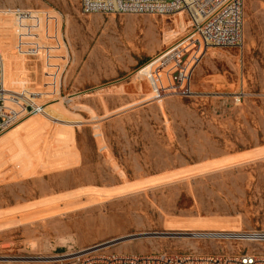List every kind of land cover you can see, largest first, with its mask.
<instances>
[{"label": "rangeland", "instance_id": "1", "mask_svg": "<svg viewBox=\"0 0 264 264\" xmlns=\"http://www.w3.org/2000/svg\"><path fill=\"white\" fill-rule=\"evenodd\" d=\"M12 8L53 15L42 57L14 53L1 14ZM243 14L240 46L205 51L191 97L150 101L137 69L188 32L181 13L83 15L79 0H0L6 85L46 104L0 132L3 255L264 253L182 235L264 230V0H243ZM120 83L142 90L112 95Z\"/></svg>", "mask_w": 264, "mask_h": 264}, {"label": "built area", "instance_id": "2", "mask_svg": "<svg viewBox=\"0 0 264 264\" xmlns=\"http://www.w3.org/2000/svg\"><path fill=\"white\" fill-rule=\"evenodd\" d=\"M79 11L89 14H131L171 17L185 16L189 30L174 44L139 67L150 91V101L165 97H191V77L208 48L240 46L243 36V0H79ZM1 14L10 20L13 51L21 57H42L47 44L41 35L42 24L52 14L41 10L12 8ZM67 62V61H66ZM66 62L64 67L66 66ZM5 62L0 52V132L25 116L43 113L39 93L23 87H8ZM194 238L218 244L255 243L264 248V230L197 231ZM92 246L54 261H25L3 255L0 264H264V253L242 247L237 251L186 255L167 253H112Z\"/></svg>", "mask_w": 264, "mask_h": 264}, {"label": "crops", "instance_id": "3", "mask_svg": "<svg viewBox=\"0 0 264 264\" xmlns=\"http://www.w3.org/2000/svg\"><path fill=\"white\" fill-rule=\"evenodd\" d=\"M192 76H193V74H192ZM143 85H144V83H143ZM125 89L126 90L130 89L131 92L129 94L136 95V92L138 89H139V91L142 90V83L139 84V87L136 84L132 85L129 83H128V85L126 83L116 84L113 87H111L110 92L112 95H114V94H118L120 91H125ZM191 90H192V77H191Z\"/></svg>", "mask_w": 264, "mask_h": 264}, {"label": "bare ground", "instance_id": "4", "mask_svg": "<svg viewBox=\"0 0 264 264\" xmlns=\"http://www.w3.org/2000/svg\"><path fill=\"white\" fill-rule=\"evenodd\" d=\"M178 20H179V18H177ZM47 77V76H46ZM182 235H184V236H186L187 237V235H189V234H185V233H183ZM185 237V238H186ZM191 237H195V234H191ZM130 240V239H129Z\"/></svg>", "mask_w": 264, "mask_h": 264}]
</instances>
